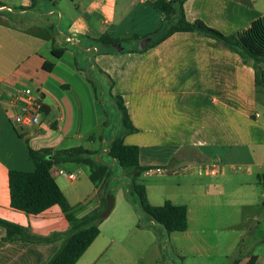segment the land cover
<instances>
[{
    "label": "crops",
    "instance_id": "0c3cea01",
    "mask_svg": "<svg viewBox=\"0 0 264 264\" xmlns=\"http://www.w3.org/2000/svg\"><path fill=\"white\" fill-rule=\"evenodd\" d=\"M49 1V7L41 3L43 9L36 0H20L13 6L0 4V219L23 226L34 235H58L56 240L48 242H3L0 264H45L69 228L57 205L39 214L10 206L8 171L31 172L35 168L28 148L82 146L104 152L109 145L101 136V144L96 147L82 144L86 135L88 145L92 143V130L103 121L97 118L96 124L92 114L91 125H84L85 108H90L93 101L88 106L86 72L76 61L77 51L84 56L88 54L89 69L99 68L113 80L110 92L121 96L136 128L123 140L138 146L141 165L216 161L222 172L211 176L216 179L205 182L203 188L206 194L218 195L230 184L228 173L237 165L232 161L248 158L247 163L241 164L246 173L256 163L263 170L264 119H260L257 98L261 86L255 84L253 67L243 62L238 53L213 38L190 31L173 32L142 51H135V45L126 49L122 46L123 50L110 49V44L104 45L98 38L103 34L110 39L121 37L114 27L116 0H70L72 5L65 6L57 0ZM103 1L107 2L105 10ZM183 9L186 20L201 19L220 32L231 34L264 17V0H185ZM62 16L67 23L62 22ZM151 31L145 28L134 32V36L139 40ZM62 48L63 54L53 57L51 51ZM47 61L52 63L50 70L43 67ZM27 86L40 92L44 107L39 124L24 129L13 125L6 108L9 100ZM52 129L53 137H57L55 142L47 138ZM73 164L64 162L55 166L62 169L66 166L68 171H73L76 169ZM51 174L68 200L57 179L59 175L52 171ZM92 191L96 200L89 208L80 209L79 216L100 209V186ZM243 196L245 199L238 209L242 217L235 224L238 227L229 228L227 238L214 243V246L222 245L221 252L214 251L212 244L203 247L200 234V239L191 235V255L189 261L182 256L184 264H264V189L244 192ZM81 199L85 196L76 201L81 203ZM216 203L220 201L217 199ZM206 204L201 202L191 210L187 207L186 230L190 228L189 221L199 220L201 224L202 216H197L196 211L202 214ZM252 208L254 212L248 214L246 211ZM105 220L100 221L99 234L75 264L95 262ZM121 221L130 224V213L126 211ZM158 226L148 223L146 227L136 224L133 228L149 237V232ZM4 234L5 229L0 225V238Z\"/></svg>",
    "mask_w": 264,
    "mask_h": 264
},
{
    "label": "rangeland",
    "instance_id": "374dc122",
    "mask_svg": "<svg viewBox=\"0 0 264 264\" xmlns=\"http://www.w3.org/2000/svg\"><path fill=\"white\" fill-rule=\"evenodd\" d=\"M57 1L60 2L61 6L69 5V3L72 5L70 0ZM87 1L89 2L90 0ZM18 2L20 0H0V4L5 6H13L18 4ZM36 3H39V8L42 9L41 3L47 4V7L51 5L49 0H36ZM106 3V1L102 2L103 10L107 8ZM71 7L73 9V6ZM162 15L153 6L151 0H116L114 27L121 36L119 38L120 45L124 46L125 49L134 47V45L137 46L140 40L137 39V36H134V32H139L145 28H151L150 37L153 39L157 38L161 32ZM62 22L67 23L65 16H62ZM110 49L115 48L110 47ZM77 52L76 61L78 65L84 72L89 71L88 61L90 59L88 54L84 56L82 52L79 51L78 54ZM261 67L264 78V64ZM95 75H97L95 78H99V73ZM100 79H102L101 76ZM104 83H106L105 79H103V87H101L100 91L106 94L107 88ZM86 85L89 90L88 101L86 100L87 104L90 106L91 101H93V104L91 103V109L89 107L85 108L84 118L86 119H83V121L85 120L84 125L86 127L91 125L90 115L92 116V114L96 124L97 118L103 123L101 122L99 126L92 130L91 134L94 136L92 143L88 145L89 142L86 135V138L82 140V144L87 147H96L101 144L99 136L102 139H107L106 144H109L110 140L115 136H121L123 131V127L118 121L119 114L116 104L107 95L103 102L97 100L94 97L93 88L87 80ZM76 86L74 87L76 88ZM257 98L259 103L258 112L262 114L260 119H264V84L259 87ZM50 132L47 138H49L50 142H55L57 139V137L56 139L53 137L55 136V131L52 129ZM82 132L87 134V131ZM103 160L110 164L111 173L108 179L99 184V194L102 198L111 195L113 197V207L105 217L106 220L100 235L101 247L93 264H184L182 256H186V260L189 261L191 255V235H195L196 239H200V234L202 239L199 242L203 247H206L207 244L214 246L215 241L222 242V240L227 238L226 233L229 228L238 227L235 224L242 217V212L239 211L241 208L239 204L245 199L243 193L249 191L260 192L262 190L257 178V173L262 170V167L259 163L252 164L250 173H246L245 167L241 164L247 163L248 158H239L236 161H232L238 166L235 165L234 169H231L228 173L230 184L225 185L222 195H218L216 192L212 194L204 192L203 184L214 179L209 175L172 174L170 172L155 173L152 171L156 168L164 169L166 166H149L148 170L143 171L138 176L137 182L144 185L147 201L150 204L160 205L164 201L170 200L175 204H185L190 210L199 207L198 205L201 202L207 203L208 206L204 208L202 214L196 211L197 216L199 214L202 216L201 224L198 223L199 220L197 223L189 221L190 228L188 230L170 233L158 226L159 228L149 232L150 236L148 237L141 235L137 228H133L136 227V224L138 226L140 222H146L148 217L139 209L138 199L134 192L129 193L131 202H128L125 198V190L130 188V181L126 177L127 170L119 165L112 164L111 159L106 155L103 156ZM220 164L223 165V161ZM73 166L80 170L78 177L74 181L70 182L62 176H57V179L67 193L73 213L79 216L80 209L89 208L97 197L93 196L92 190L95 185L89 180L88 167L80 164H73ZM63 168L68 171L66 166H63ZM81 196H85V199H81V203H78L76 200ZM217 199L220 203L215 204ZM126 211L130 213L132 221L130 224L125 225L121 221V216H125ZM246 212L249 214L254 212V210L252 208ZM196 232H198V235L195 234ZM221 247L222 245L214 246L212 249L216 252H221Z\"/></svg>",
    "mask_w": 264,
    "mask_h": 264
},
{
    "label": "trees",
    "instance_id": "16d2710c",
    "mask_svg": "<svg viewBox=\"0 0 264 264\" xmlns=\"http://www.w3.org/2000/svg\"><path fill=\"white\" fill-rule=\"evenodd\" d=\"M185 0H151L153 6L163 14L161 32L157 38H151L142 51L158 43L163 38L177 31H190L215 39L220 45L239 54L243 62L250 64L254 69L255 84H264V17H259L239 31L224 34L214 27L207 25L201 19L188 21L184 15L183 3ZM143 38V37H142ZM99 41L104 44L120 43V39H110L101 35ZM140 40V38H139ZM123 50V48L121 49ZM64 48L52 50L53 57H60ZM92 62V61H91ZM47 70L52 68V63L47 61L43 64ZM96 73H99L95 78ZM100 76L102 79H100ZM86 78L91 84L94 97L103 102L105 96L113 100L118 111V121L123 127L122 135L115 136L110 140L104 152L91 151L82 146L67 149H32L28 148L29 158L34 163L31 172L11 169L8 171V187L10 206L29 214H39L53 205L60 207L69 228L65 232L60 246L45 264H75L87 247L99 234L98 224L103 219L101 212L105 208L106 198H102V206L98 210H91L84 215L76 216L64 193L51 174V167L64 162L85 165L89 169V180L97 187L101 182L110 177V164L103 160V155L108 156L112 164L119 165L127 170L126 177L130 181V188L125 190V198L131 202L129 193L134 192L138 199V207L148 217L146 222H140L139 227H146L148 223L161 226L167 233L185 231L188 227L187 206L175 204L170 200L163 204L154 205L147 201L146 190L142 183L137 182L138 176L149 169L139 163V148L136 145L126 144L123 137L136 131L132 125L123 99L119 95H112L110 89L113 80L101 69L86 71ZM103 79L106 83V94L101 90ZM264 189V167L257 174ZM0 225L5 229V234L0 238V244L6 241L21 240L31 242H48L56 240L57 233L48 236L34 235L23 226L0 219Z\"/></svg>",
    "mask_w": 264,
    "mask_h": 264
},
{
    "label": "built area",
    "instance_id": "2783aa9c",
    "mask_svg": "<svg viewBox=\"0 0 264 264\" xmlns=\"http://www.w3.org/2000/svg\"><path fill=\"white\" fill-rule=\"evenodd\" d=\"M43 107L44 102L40 92L27 86L17 92L9 100L6 109L9 113V119L13 123V125L19 128L28 129L34 125L39 124L40 114L43 110ZM51 171L55 175L62 176L70 182L74 181L80 173L79 169L67 171L62 168H58L55 165L51 167ZM152 172H170L172 174L185 173L216 176L222 172V169L219 163H217L216 161L204 164L184 162L168 165L164 169L156 168Z\"/></svg>",
    "mask_w": 264,
    "mask_h": 264
},
{
    "label": "water",
    "instance_id": "95a60500",
    "mask_svg": "<svg viewBox=\"0 0 264 264\" xmlns=\"http://www.w3.org/2000/svg\"><path fill=\"white\" fill-rule=\"evenodd\" d=\"M149 41H150V37H144V38L140 39V41L137 45V48L142 49L146 44H148ZM108 46L114 47L115 50L122 49V46L120 45V43H113V44H110ZM112 207H113V197L111 195H108L106 197L105 208L101 212V217L105 218L109 214V212L111 211Z\"/></svg>",
    "mask_w": 264,
    "mask_h": 264
}]
</instances>
